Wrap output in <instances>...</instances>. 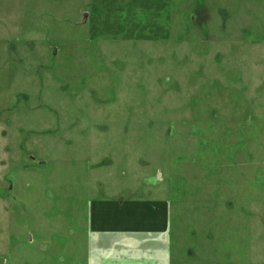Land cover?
<instances>
[{"label":"rangeland","instance_id":"374dc122","mask_svg":"<svg viewBox=\"0 0 264 264\" xmlns=\"http://www.w3.org/2000/svg\"><path fill=\"white\" fill-rule=\"evenodd\" d=\"M0 264H264V0H0Z\"/></svg>","mask_w":264,"mask_h":264}]
</instances>
